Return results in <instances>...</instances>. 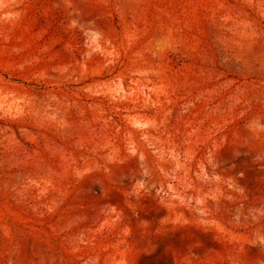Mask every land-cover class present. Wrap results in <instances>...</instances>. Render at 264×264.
Wrapping results in <instances>:
<instances>
[{
	"label": "rangeland",
	"instance_id": "374dc122",
	"mask_svg": "<svg viewBox=\"0 0 264 264\" xmlns=\"http://www.w3.org/2000/svg\"><path fill=\"white\" fill-rule=\"evenodd\" d=\"M0 264H264V0H0Z\"/></svg>",
	"mask_w": 264,
	"mask_h": 264
}]
</instances>
